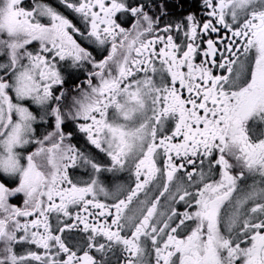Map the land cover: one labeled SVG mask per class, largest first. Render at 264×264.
<instances>
[{
  "label": "snow or ice",
  "instance_id": "obj_1",
  "mask_svg": "<svg viewBox=\"0 0 264 264\" xmlns=\"http://www.w3.org/2000/svg\"><path fill=\"white\" fill-rule=\"evenodd\" d=\"M0 264H264V0H0Z\"/></svg>",
  "mask_w": 264,
  "mask_h": 264
}]
</instances>
